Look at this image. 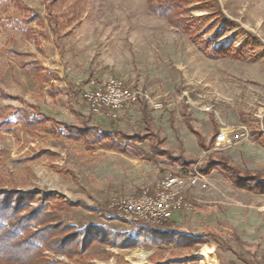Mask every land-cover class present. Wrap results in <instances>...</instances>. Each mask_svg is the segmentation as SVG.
Masks as SVG:
<instances>
[{"label": "rangeland", "instance_id": "obj_1", "mask_svg": "<svg viewBox=\"0 0 264 264\" xmlns=\"http://www.w3.org/2000/svg\"><path fill=\"white\" fill-rule=\"evenodd\" d=\"M48 1L0 0V20H21L31 12L44 16ZM217 1L225 17L204 0H178L183 16L195 19L197 36L151 14L146 0H86L80 24L65 28L68 33L57 39L46 24L40 48L18 29L0 23V87L25 101L0 96V107L23 106L55 120L127 134L152 131L161 140L159 147L182 157L175 162L158 155L148 161L131 153L89 149L62 133L0 131V190L50 195L49 202L59 204L60 213L77 228L105 232L103 240L99 234L72 257L45 248L49 258L59 264L77 259L89 264H246L236 252L264 264V194L235 186L217 170L206 175L207 188L186 191L190 209L160 226L126 220L110 207L119 197L154 190L166 174L198 170L210 154H227L242 168L264 171V143L253 133L259 129L264 134V0ZM245 44L247 56L242 57ZM10 49L30 53L28 58L59 75L52 80L55 98L47 93L48 83L39 90L38 80L19 66L25 57L7 53ZM110 76L147 89L162 107L136 103L115 120L92 115L81 89ZM187 121L206 143L213 121L229 140L204 150ZM150 144L146 139L130 147L150 152ZM123 233L135 244H113L115 237L120 243ZM0 264L5 263L0 259Z\"/></svg>", "mask_w": 264, "mask_h": 264}, {"label": "trees", "instance_id": "obj_2", "mask_svg": "<svg viewBox=\"0 0 264 264\" xmlns=\"http://www.w3.org/2000/svg\"><path fill=\"white\" fill-rule=\"evenodd\" d=\"M85 1L49 0L46 4L44 16L37 12H31L28 17L21 20L8 17L3 22L0 20V23L4 28L18 29L22 37L31 39L35 46L40 48V37L45 35L46 24L55 39L68 33V31H63L65 28L80 24ZM204 2L216 14L225 17L217 0H204ZM146 6L151 14L161 16L177 29L192 36H197L194 24L195 19L192 16L189 19L183 16L178 0H146ZM249 36L255 37L252 33H249ZM7 53L24 56L25 58L19 63V66L26 68L33 78L38 80L39 90H42L44 83H48L47 93L52 98H55V88L52 80H59V75L47 71L38 59L28 58L30 56L28 52L10 49ZM240 54L242 57L247 56L246 44L241 48ZM0 96L18 99L21 103H25L20 95H12L1 87ZM48 120H51L53 124H59L60 128L55 129V127L49 126ZM187 127L196 136L199 146L204 150H209L212 147L215 142V136L218 133V125L215 121H213V131L208 143H206L203 135L191 125L190 121H187ZM17 130L23 131L28 135L62 133L69 139L82 142L89 149L96 146L131 153L148 161H155L158 155L165 156L175 162L182 159L181 156L174 157L167 150L159 147L161 140L152 131L127 134L123 131L100 128L97 125L86 122L74 124L55 120L45 113L31 111L23 106L12 107L9 111H6L4 107H0V131L16 134ZM253 133L258 138H261L264 143L262 131L256 129ZM152 137L155 142L151 139ZM118 139L123 140L124 144L119 143ZM146 139L151 141L150 152L130 147V143L142 142ZM191 162L186 161L185 163L190 164ZM185 163L181 161V164ZM198 168L205 175L217 170L224 179L229 180L235 186L256 194H264V171H251L247 168H242L233 163L227 154H219L217 156L210 154L206 163L203 166H198ZM38 194L36 192L27 195V193L0 190V259L3 263L59 264L45 254V248L63 252L68 257H72L76 254H82L96 239H99L97 237L99 234L100 236H105V232H102L101 229V231L93 232L88 228H77L60 213L61 207L59 204L53 205L49 202L51 199L50 195H45V198H39L37 197ZM36 200V205L30 204V202ZM69 204L76 205L78 203L69 202ZM225 230L229 231L235 241H240L238 234L228 228ZM104 236L99 240H103ZM128 240L127 235L123 233L120 235V243L117 242L116 237L112 239V242L121 246L132 245L133 243L130 244ZM235 254L246 264H259L241 253L235 252ZM205 258L206 256H204ZM69 264L89 263L77 259L74 263Z\"/></svg>", "mask_w": 264, "mask_h": 264}, {"label": "built area", "instance_id": "obj_3", "mask_svg": "<svg viewBox=\"0 0 264 264\" xmlns=\"http://www.w3.org/2000/svg\"><path fill=\"white\" fill-rule=\"evenodd\" d=\"M82 99L92 115L115 120L130 105L146 103L161 108L162 103L152 97L147 89L127 84L119 77L110 76L100 81H90L81 89ZM227 133L215 136L218 144L228 142ZM208 178L194 168L164 175L152 191L142 190L136 197H119L110 203L120 217L144 226H160L170 221L179 211L190 209L192 203L186 191L194 187L207 188Z\"/></svg>", "mask_w": 264, "mask_h": 264}, {"label": "crops", "instance_id": "obj_4", "mask_svg": "<svg viewBox=\"0 0 264 264\" xmlns=\"http://www.w3.org/2000/svg\"><path fill=\"white\" fill-rule=\"evenodd\" d=\"M34 59V58H33ZM42 64V63H41ZM29 72V71H28ZM33 77V76H32ZM62 90V89H61ZM61 96H62V94H60ZM65 97H67L66 95H65ZM124 111H126V110H124ZM175 215H177V213L175 214ZM173 220H175V217L173 218Z\"/></svg>", "mask_w": 264, "mask_h": 264}, {"label": "bare ground", "instance_id": "obj_5", "mask_svg": "<svg viewBox=\"0 0 264 264\" xmlns=\"http://www.w3.org/2000/svg\"><path fill=\"white\" fill-rule=\"evenodd\" d=\"M201 262L205 264V262L203 260H201Z\"/></svg>", "mask_w": 264, "mask_h": 264}]
</instances>
